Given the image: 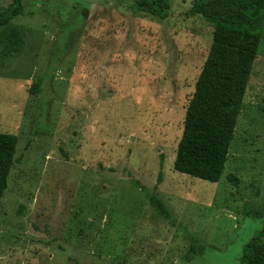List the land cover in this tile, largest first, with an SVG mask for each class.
I'll return each instance as SVG.
<instances>
[{"label":"rangeland","instance_id":"374dc122","mask_svg":"<svg viewBox=\"0 0 264 264\" xmlns=\"http://www.w3.org/2000/svg\"><path fill=\"white\" fill-rule=\"evenodd\" d=\"M167 1L160 19L133 0H22L0 26V132L18 138L0 264H240L264 227V31L224 173L199 179L174 160L214 29Z\"/></svg>","mask_w":264,"mask_h":264},{"label":"trees","instance_id":"16d2710c","mask_svg":"<svg viewBox=\"0 0 264 264\" xmlns=\"http://www.w3.org/2000/svg\"><path fill=\"white\" fill-rule=\"evenodd\" d=\"M134 7L160 19L169 16L167 0H133ZM23 11L22 0L0 10V26ZM187 16L199 15L213 26L208 57L186 110L174 169L193 177L218 182L228 161L238 117L264 31V0H194ZM18 37L13 31L10 39ZM15 43V40L13 41ZM18 138L0 132V205L14 164ZM231 181L237 178L229 174ZM162 180V172L159 181ZM156 211L170 218V210L157 193L149 196ZM203 252L193 243L186 257ZM85 264V263H79ZM240 264H264V227L244 246Z\"/></svg>","mask_w":264,"mask_h":264}]
</instances>
